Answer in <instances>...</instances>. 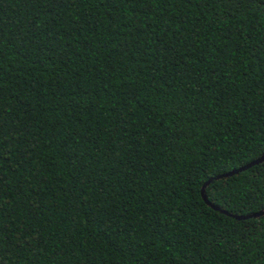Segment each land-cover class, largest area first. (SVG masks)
<instances>
[{
  "label": "trees",
  "instance_id": "16d2710c",
  "mask_svg": "<svg viewBox=\"0 0 264 264\" xmlns=\"http://www.w3.org/2000/svg\"><path fill=\"white\" fill-rule=\"evenodd\" d=\"M263 154L260 0H0V264H264Z\"/></svg>",
  "mask_w": 264,
  "mask_h": 264
},
{
  "label": "water",
  "instance_id": "95a60500",
  "mask_svg": "<svg viewBox=\"0 0 264 264\" xmlns=\"http://www.w3.org/2000/svg\"><path fill=\"white\" fill-rule=\"evenodd\" d=\"M263 160H264V154H263L262 156H260L258 159L254 160V161H252V162H250V163H248V164H246V165H244V166H242V167H239V168H237V169H234V170H232V171H230V172H228V173H226V174H224V175H220V176H218L217 178H220V177H222V176H230V175H233V174L238 173V172H240V171H242V170H244V169L249 168V167L252 166L253 164H257V163H259V162H262ZM210 181H211V179L208 180V181L202 186V188H201V194H202L203 199L205 200V202H206L208 205H210V206H211L212 208H214V209H218L215 205H213L212 203H210V202L207 200V198L205 197V195H204V187H205V186L207 185V183H209ZM263 214H264V209H262V210H260V211H257V212H254V213H251V214H247V215H234V217L237 218V219H244V218H248V217H258V216L263 215Z\"/></svg>",
  "mask_w": 264,
  "mask_h": 264
},
{
  "label": "snow or ice",
  "instance_id": "6c2138e0",
  "mask_svg": "<svg viewBox=\"0 0 264 264\" xmlns=\"http://www.w3.org/2000/svg\"><path fill=\"white\" fill-rule=\"evenodd\" d=\"M237 3L243 4L244 0H236ZM261 3H264V0H260Z\"/></svg>",
  "mask_w": 264,
  "mask_h": 264
}]
</instances>
